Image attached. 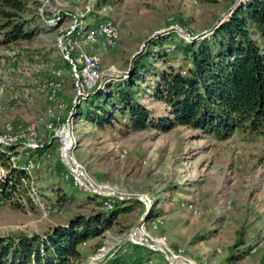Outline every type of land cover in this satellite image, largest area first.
<instances>
[{
  "label": "rangeland",
  "instance_id": "rangeland-1",
  "mask_svg": "<svg viewBox=\"0 0 264 264\" xmlns=\"http://www.w3.org/2000/svg\"><path fill=\"white\" fill-rule=\"evenodd\" d=\"M247 1L252 0H27L28 13L22 17L32 25L26 28L31 30L36 25L38 30L31 39L13 45L21 55L22 74L8 78L5 88L9 92L16 87L20 98L12 110L0 115V132L7 122L29 126L52 104L48 93L32 86L30 77L38 73L40 82L50 81L51 71L60 66L56 94L67 106L73 105L75 81L63 65L64 50H57V39L77 24L75 18L82 19L83 29L88 24V13L93 11L108 16L117 30L111 49L100 38L81 44L85 52L98 58L101 74V81L84 91V99L93 91L125 79L120 74L127 71L128 75L148 38L173 32L186 43L202 40L212 34L209 30L216 23L225 22L231 10L236 11ZM171 46L162 49L170 51ZM144 102L156 112H163L162 105ZM78 103V116H73L71 124L75 137L73 158L93 182L105 185L100 191L109 193L106 198L124 201L131 207L119 214L108 229L105 247L113 250L121 245L129 228L144 215L138 227L132 229L136 240L155 243L159 248L164 243L173 253L197 264H264V138L249 139L234 133L218 140L183 127L164 133L154 129L133 132L123 126L124 122L114 130H97L83 120L85 101ZM51 138L45 152L31 158L38 165L22 182L25 189L0 199V235H41L73 215L91 211L93 206L80 200L88 192L61 179L65 167L57 141ZM12 149L17 152L10 155L14 161L26 148ZM5 173L0 167V177ZM69 191L72 197L68 199ZM60 195L64 200L58 202ZM134 197L143 198L146 204ZM46 204L58 212L42 209ZM162 254L156 251L151 255L155 264H165Z\"/></svg>",
  "mask_w": 264,
  "mask_h": 264
},
{
  "label": "trees",
  "instance_id": "trees-1",
  "mask_svg": "<svg viewBox=\"0 0 264 264\" xmlns=\"http://www.w3.org/2000/svg\"><path fill=\"white\" fill-rule=\"evenodd\" d=\"M27 13V0H0V45L12 46L34 36L36 25L28 30L26 25L32 24L22 17ZM86 18L88 24L83 29H78L82 19L75 18L74 28L62 34L70 32L72 38L81 39L86 32L110 21L108 16L93 11ZM168 44L171 50H163ZM62 62L70 71L68 62ZM37 78H41L39 73ZM83 100V120L97 130H114L124 122L123 126L133 132L154 129L164 133L183 127L218 140L234 133L249 139L264 138V0L245 2L202 40L186 43L173 32L152 38L133 59L125 79L93 91ZM146 100L162 105L163 112L149 108ZM63 121L64 118L59 122ZM50 144L51 141L23 150L14 161L10 155L17 152L0 146V167L6 172L0 177L1 200H6L12 191L25 189L22 182L28 172L23 164L34 154L45 152ZM67 195L71 198V191ZM62 196L58 202L64 200ZM80 200L93 206L87 215H73L41 235H0V264H87L89 256L103 245L104 231L131 207L114 199L106 208V197L89 192ZM155 253L126 239L92 264H145Z\"/></svg>",
  "mask_w": 264,
  "mask_h": 264
},
{
  "label": "built area",
  "instance_id": "built-area-1",
  "mask_svg": "<svg viewBox=\"0 0 264 264\" xmlns=\"http://www.w3.org/2000/svg\"><path fill=\"white\" fill-rule=\"evenodd\" d=\"M74 26L75 25H73V27ZM73 27L71 29H73ZM78 29L81 30V21L78 23ZM98 36L103 39L106 48L111 49L114 47L117 39V30L111 21H105L99 24L95 29L86 32L81 36V39L72 38L70 32H65V34L62 35V39L64 40V44H61L64 50L63 59L70 65V72L73 74L75 81L74 87L76 90V94L72 101L73 105L70 109L67 108L68 106L64 104L56 94L59 90V77L61 76L62 68H55L52 70V80H47L48 82L46 80L40 82L38 78L33 75V77H30L33 84L32 86L37 90L44 91L46 94L48 93L49 100L52 104L49 103L41 116L29 126L22 127L19 124L7 122L0 132V146L20 147L21 149L42 147L51 137H55L59 148V155L65 167L64 170L60 172L61 179L71 181L72 185L77 186L83 191L96 194L101 192L100 190L104 188L105 185L93 182L87 176L83 167L73 158L71 150L75 143V137L71 124L72 118L75 116L74 106L79 104V100H83V97H85L84 91L94 87L98 81H101L98 58L94 54L85 52L81 46V44H87L89 41H93V39ZM20 58L21 55L18 53L15 46L0 45V115L5 111L12 110L20 98V92L16 87L10 88V93L5 88L8 78L17 77L19 74H22V67H20L21 65L19 63ZM126 72L127 71L121 73V77L126 78ZM7 93H9L8 96H6ZM74 101H77V104L74 103ZM63 115L64 121L60 123V118ZM70 139L72 140V145L70 147H65ZM37 165V160L27 158L22 168L29 172V170ZM66 165L69 166L70 169H68ZM102 196L106 197V195ZM113 201L114 199L112 198H106L104 202L106 208H109ZM42 209L58 212L56 207H52L48 204L42 205ZM108 234V230H105L104 235L109 236ZM126 238L130 241L128 236ZM105 246V243H103V245L98 248L96 254L89 256V264H92L95 259L102 257L108 250H111L110 247ZM161 248L162 251H160V253H163L162 255L166 264H197L178 252L176 254L173 253L164 243H162ZM100 251L103 252L98 253ZM145 264H154V261L148 259Z\"/></svg>",
  "mask_w": 264,
  "mask_h": 264
},
{
  "label": "water",
  "instance_id": "water-1",
  "mask_svg": "<svg viewBox=\"0 0 264 264\" xmlns=\"http://www.w3.org/2000/svg\"><path fill=\"white\" fill-rule=\"evenodd\" d=\"M234 12V9L233 10H231L230 12H229V14H228V16H227V18H229L230 16H231V14ZM227 18L225 19V20H227ZM224 21V20H223ZM223 21H220L218 24L216 23L210 30H209V32L211 33V32H213L214 30H216L219 26H220V24H222L223 23ZM208 32V33H209ZM150 38H148L146 41H145V43L149 40ZM61 40H62V36H60V38H58L57 39V50L59 51V52H62V50H63V46L61 45ZM144 43V44H145ZM143 44V45H144ZM74 107H76V105L74 106ZM67 166V165H66ZM67 168L68 169H70V167L69 166H67ZM98 194L99 195H108L109 193H104V192H98ZM135 199H137V200H139V201H141V202H143L144 204H146V202H145V200L143 199V198H141V197H134ZM143 217H144V215H141L140 217H139V219L129 228V230H128V232H127V236L129 237V239H130V241L131 242H133V243H137V244H141V245H144V246H146V247H148V248H150V249H153V250H157V251H162V248H159V247H157V246H155V243L154 244H149V243H146V242H142V241H140V240H136V239H134L133 238V233H132V229H133V227H136L142 220H143Z\"/></svg>",
  "mask_w": 264,
  "mask_h": 264
},
{
  "label": "bare ground",
  "instance_id": "bare-ground-1",
  "mask_svg": "<svg viewBox=\"0 0 264 264\" xmlns=\"http://www.w3.org/2000/svg\"><path fill=\"white\" fill-rule=\"evenodd\" d=\"M71 141V140H70ZM65 147H70V142L68 141L67 143H66V146ZM136 227H138V226H136ZM136 227H134V228H136ZM133 231V230H132ZM136 231V230H135ZM133 236H134V232H133V234H132ZM133 238H135V237H133Z\"/></svg>",
  "mask_w": 264,
  "mask_h": 264
}]
</instances>
